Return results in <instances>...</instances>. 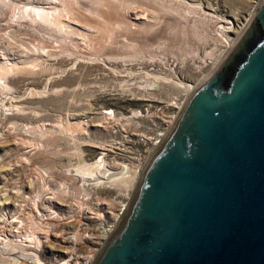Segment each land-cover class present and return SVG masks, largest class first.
I'll use <instances>...</instances> for the list:
<instances>
[{"label":"water","instance_id":"obj_1","mask_svg":"<svg viewBox=\"0 0 264 264\" xmlns=\"http://www.w3.org/2000/svg\"><path fill=\"white\" fill-rule=\"evenodd\" d=\"M93 264H264V0L184 100Z\"/></svg>","mask_w":264,"mask_h":264},{"label":"rangeland","instance_id":"obj_2","mask_svg":"<svg viewBox=\"0 0 264 264\" xmlns=\"http://www.w3.org/2000/svg\"><path fill=\"white\" fill-rule=\"evenodd\" d=\"M183 1L180 0V4H177L179 6L181 5V7H182L181 10H179V11H181V14L183 12L182 10H184L183 6L187 5V3H190V1H191V3L194 2V4H196L195 7H194L195 9H193L194 12L193 13L192 12L189 13L191 18L196 15L195 12L198 10L197 7H199V6L202 9H206V7L218 6L220 8V9H218L219 12H215V13H217V16H220V18L222 19L223 18L222 15H224L225 18L231 19V21L234 23L233 27L236 28V24L240 25L241 23H243L245 21L246 18L249 17V14H251V11H252L251 9L253 8V6L255 4H257L258 0H199V1L198 0H194V1L193 0H189V1L183 0ZM21 2H23V1L15 0L14 3H16V4L20 3V4H18L20 6L22 4ZM143 2H144V0H143ZM82 4L84 6L87 5V4L85 5L83 2H82ZM131 4L133 6L135 5L133 3H130V5ZM140 7H142V6H140ZM200 7H199V9H200ZM15 8H13V11H11L9 9V11H7L8 13L6 12L5 15H2V17H0V33L3 31L4 34H5V32L8 31V34L6 36L4 34H2V33L0 34L1 35L0 36V42L2 43V48L0 49V52H1L0 56L4 52H7L9 54V56H13V55L17 56L19 54H22L24 52L25 48H26V51L28 50V52L30 51V53H31L37 47V45H36L37 44L36 43L37 40L36 41L34 40L35 38L33 36V31L31 29V27L28 26V24H27V23L30 22V19L29 20L27 19L28 21L25 19L26 17L27 18H29V17L27 15H25V14H22L21 13L22 12L21 9H18L16 6H15ZM147 8H149V7L148 6L142 7V9L144 11ZM209 11L211 12L210 9H209ZM14 12L16 14H18L16 18L20 17V20L18 18V20L16 21L17 25L11 27L12 31L9 32L10 27L8 29L4 25L6 24V21L10 20V18L12 17V14H14ZM233 13L236 14L237 19H234V18L232 19V16H230V15L233 14ZM193 14H194V16H193ZM22 16L25 17V18H23ZM181 17H182V15L180 16V13L178 14L177 18H175V19H172L169 16L166 17V15H163V17L159 20L161 23L159 22L157 24L159 26L154 25L152 27V29L149 30V32H146V36L144 35L145 37H147L145 39L146 43H149L151 41L149 43L148 50L149 51L152 50L151 53H153V54H151L149 52L150 54H147L148 52H146L147 56L145 55L144 57H146L147 59L145 58L144 60L148 61L149 58H151L150 62H153V63L157 64L158 62H163L166 59L165 61L168 62V63L166 64V62L164 61L162 63V65H161L162 67L161 66L160 67L152 66L153 67L152 68L150 66V67H147L148 68L147 69V68H144L143 64L140 65L138 63L137 65H135L136 67H134L136 70L134 68L127 70V71H130L131 73L129 75H127V76H124V77L123 76H119V75L120 74H124L126 72L119 73V74H116V75H113L112 73L107 75V74H104L105 73L104 71L98 72L99 70L98 71L97 70H95V71L93 70L90 73V75H89V72H86L85 74L86 75L88 74L87 77L92 75L91 77H93V78H92V82H91V80L89 82V77L87 78V80L82 81V83H84V82H89L90 83V85H89V83L85 84V87L91 86L92 84L94 85V83H95V85L98 84L97 86L94 85L95 87L93 89L91 88L92 89L91 90L92 91L91 96H90V93H91L90 90L87 89L86 90L87 94L86 93L85 94H81V95L80 94H75V96L73 94L71 96V98L69 97L70 100L59 98L60 101H58V99H56L55 97H53V100L50 97L49 98H46V97H44V98L39 97L38 98V97H36V98L33 99L35 102L24 104L27 107L25 106L23 108L24 110L23 109L22 110L24 112H26L25 110H27L26 113L30 112V113L35 114L34 115L35 117L37 115L39 120H37L38 118L35 119V117H33V119H30V120L26 119V118H21V119H17L16 118V119H8V120L6 119L5 120L4 118L0 117V127H1L0 131H3L4 129H6L9 124L12 125L13 122H14L13 125H15L14 127H17L18 125H25V124H26V126H28L30 124L27 129H30V130L33 129V130H31L32 133L29 132L27 135L18 133L19 131L15 129V132L18 131L17 133L12 131L9 134H5L6 137L4 135H2L3 142H0L1 143L0 147L2 145L3 146H7L8 148H11V152H12V154H11L12 156L10 155L8 157V159L12 161V162L10 161L12 163V165L9 167V169L1 170L4 167H2L1 164H0V174H1L0 175V184L4 186L2 189H6L7 190V191L2 190V192H5L4 194H2L0 192V202H2V204H1L2 206L0 205V208H4L3 212H5V213H6V211L7 212L8 211H12V209H13L15 215H18V216L20 215L19 216L20 219L18 218L20 220V223L18 224L19 230L17 229L18 230L17 238L23 239L25 235H26L25 238H27V239L32 237V236H30V234H27V233H31V235H32V232H34L33 229H35V228L38 231L40 230L39 231L40 232L39 235H41V236H45L46 234L51 235V228H50L51 225L50 224L39 223L38 219L35 218L36 214L33 211H30V209H32L31 207L33 205L32 202L25 201L24 198H25L26 195L31 196L30 198H32V199L36 198L35 195H37V194L35 192L38 189V186H39V188H41V186L43 188L46 186V187H49V189H47L45 191L46 195H44V198L46 197V199H49L47 197L52 198V191L56 190V188L58 189V187H61V185H63L64 188L62 186L61 190H62V188H63V190H65V188H67V190H68V194L66 193L64 195V199H63V195H61V196L54 195L56 198H58V197L59 198L61 197V198L60 199L59 198L58 199L54 198L55 200H52V201H45L44 199H42L39 202V205H38L39 213H46L47 215H50L51 218L53 216V218H52L53 220L51 219L52 223H55V222L58 223L59 222L58 224H60V225H59L58 229L55 231V233L57 231L61 230L67 237H70L75 232H73L74 228H70V225L72 223L69 224V221L70 222L71 221H75V222H77V223H75L77 225L76 227L79 229V231L81 233H83V234L84 233L85 234H92L93 235V239L95 240V243L91 244V245H88V247H86V246L84 247L83 245H79L80 243L79 244L78 243L77 244L76 243L75 244H71V247H69V253L67 255H65V256L61 255V252L57 248L58 247L57 245H53L52 243L51 244L49 243L51 245V247H49V246H43L42 247L41 253L39 255V258L41 260V264H50V262H53V263H60L61 262L62 264L63 263L64 264H73V263H70V261L76 260V256L77 255L81 256L79 258V264H86L85 263L86 262V259H85L86 255H90V253H92L93 255L95 254L93 256V258H92L93 259L92 262H90L89 264L93 263L94 259L99 255V253L101 252L102 247L105 245V243L107 242L108 238L110 237V235H108L106 232H104L105 227L107 228L111 223H114L116 221V215H118V213L123 208V202L124 201H121L122 199L119 198L120 196L118 195L117 190L118 189H122V188H124V189H126V188L128 189L129 188L130 191H131V188H133L134 183H135V181H134L135 180V176L133 174H134V172L138 173L139 170H141V169H138V166L133 164L134 166L133 165L129 166L127 172H125L124 175H122L121 177L117 178L118 180H114L115 183H111V185H112L111 187L109 185L106 188V186L104 185L106 183H104V184L103 183L102 184H96L94 186L92 185L93 183H95L94 181H97L98 177H99V180H101V179L102 180H107V179L102 178V174L103 175L105 174V177L108 176L107 175L108 171L104 170L106 167L107 168L110 167V169H109L110 171H121V169H123L124 166L122 167L120 165V163H121L120 156L124 155V154H127V150H129V147H130L128 143L123 142L122 140H119L118 137H115L114 136L115 133H113V132L110 133V131L107 130V128H104L103 126H100L101 123L103 122L101 120L103 118V115L105 114L104 112L105 111H109V110H113L112 112L116 116H120V114L127 115V114L130 113L131 110H135V109H137V108H139V107H141L144 104L149 103V102H156V101L169 102V101L176 100L177 98H179L180 95H179V93H175V91H174L175 90V86L173 84H171L172 82L169 81V80L171 79V80H175L176 81V80L180 79V80H182L184 82L193 84L194 83V79H197L198 76L197 75L193 76L194 74H196V73H193L192 75H190V78H188L187 75L190 73V71H188V67L191 64L193 65L194 63H195L194 64L195 66H197V64H198V68L199 69L197 70V72L198 71L200 72L201 70H204L206 68V65L201 63L204 60V56H205L204 55L205 53H204L202 47L205 44H207V45L204 46V47H206V49H205L206 51H209L210 48L213 47L212 44H210L209 47H208V44L211 42V40L215 41V37H216V34L218 33V29H216L215 26H211V27L209 26V28H210L209 31L205 30L202 27L203 25L202 26L198 25L200 22L199 23L196 22L195 25L197 24L198 26L196 25L194 28H192V26H194V25H191V27H190L189 24L187 26H184V25L182 26V24L185 21H184L183 17L182 18ZM180 21H182V22L180 23ZM19 22H20V24H19ZM23 24H24V26H23ZM2 26H4V27L2 28ZM171 26H173V28H171ZM175 26L176 27L179 26L178 29ZM181 26L183 28H180ZM169 27H170V29H169ZM189 27H190V29H189ZM191 28H192V30H191ZM200 28H202V30H200ZM5 29H8V30H5ZM179 29H180L181 32L179 31ZM203 29L207 33L205 31H203ZM170 30H174L173 31L174 33L172 31H170ZM182 30H183V32L185 31L186 33L185 32L183 33ZM190 30L192 32H190V34H189ZM150 31H151V33H150ZM168 31H170L171 33L168 32ZM176 31H177V33H176ZM215 31H216V34H215ZM11 32H12V34H11ZM178 32H180L179 35H178ZM175 33H176L177 36L175 35ZM181 33H182V35L185 34L183 36L184 38L187 36L186 37L187 41L182 37ZM211 33H213V35H211ZM229 34H231V33H229ZM12 35L14 36V38L11 37ZM196 35H198V36H196ZM159 36L161 37L160 38L161 41L159 40ZM204 36H206V37H204ZM4 38H6V39H4ZM8 38H9V40H8ZM197 38H199V39L196 40ZM11 39H14V40H11ZM38 39H39V37H38ZM205 39L207 41H205ZM15 40H17V41H15ZM169 40L171 42H169ZM192 40H194V41H192ZM18 41H20V43ZM121 42L118 43V45L120 44L119 46H121V44H122ZM159 42H161V44ZM21 43H23V44H21ZM156 43H158V45ZM25 45L29 46V49H27V47H25ZM113 46H115V45H105L102 48H104L103 50H105V52H108L110 48H113ZM160 46H161V48L163 50L160 48ZM184 46H186L187 48L185 49ZM158 47L162 51L156 49ZM189 47L192 49L193 53L191 52V49ZM22 50H23V52H22ZM188 51H190V52H188ZM176 52H177V54H176ZM180 52L181 53L183 52L185 55L183 53L181 54ZM165 54H167V55H165ZM173 54H175V55L173 56ZM154 56H155V58H154ZM182 56H185V58L187 56H189L190 58L188 59V57H187L186 59H184V58H182ZM171 58H172V60H171ZM180 59H181V61H184V63L182 65L180 64V62H181ZM185 60H187L189 62H186ZM164 63H165V65H164ZM189 63H191V64L188 65ZM41 64H42V62H41ZM184 64H186V65H184ZM42 66H44V65L42 64ZM140 66H141V68H140ZM164 66H165V68H164ZM44 67L46 69H48L49 66L45 65ZM171 68H172V70H171ZM150 69L151 70L153 69L152 73H154V74L157 73L158 75L164 77V80L161 79L162 81L160 80V82H159V80H157L158 82H155L156 84L153 83V84H155L154 85L155 87L151 86L153 84H152V82H149V81L152 80V78L151 77L148 78L149 74H146L147 71H148V73L151 72ZM155 69L156 70L160 69V70L157 72ZM164 69H166V70H164ZM173 69H174L175 72L173 71ZM163 70H164V73H163ZM137 71L139 73H136ZM177 71H179V72H177ZM180 71H182V72H180ZM186 71H188L189 73L187 74ZM152 73H150V74H152ZM172 73H174L176 75H174V74L172 75ZM135 74H137V75H135ZM138 74H141L142 76L138 75ZM144 75H146V76H144ZM165 75L167 77H169V79ZM132 76H133V78H131ZM192 76H193V78H192ZM91 77H90V79H91ZM94 77L96 78L95 80H97L96 82H93V81H95ZM146 77H147V79H146ZM125 80L128 81V83ZM133 81H134V83H132ZM122 82L125 84V86H128V85L129 86L125 89V86H124V84ZM135 82L137 84H135ZM146 82H147V87L144 88V86L146 85ZM164 82H167V83H165L164 86H163ZM131 83L133 84V86H132ZM139 83H140L141 86L144 84L143 85L144 90L146 89L147 92L153 91L154 93H152V94L150 93V95L147 94V93L143 94V95H140V94H136V93L134 94V92H132V91H130L128 93L127 91L123 90L124 91L123 92L120 89L121 87L124 88L125 90H127L129 87H130L129 89H133L134 86L138 85ZM42 84L40 85V87H36L35 89H37V88H38V90H39V88L42 89V86H43ZM121 84H123V85H121ZM148 84H150L149 86L151 88L153 87L152 90L150 89ZM157 84H158L159 87L156 86ZM140 85L135 86V88L139 87V89H141L142 87L140 88ZM29 86L28 85H18V86L15 85L13 87H14L15 93L17 92V90L20 93H21V91H25L26 90V92H24V93H28V90H31V89H29ZM119 86H121V87H119ZM16 87H17V90H16ZM22 87H24V88H22ZM96 87H98V88H96ZM131 87H133V88H131ZM21 88H22V90H21ZM154 88H156V89H154ZM93 90H95V91H93ZM159 90H162V92L161 91L159 92ZM167 90H168V92H166ZM120 91H122V92H120ZM156 91H158L159 93L156 92ZM80 96L83 97V98L81 99ZM79 97H80V99H79ZM37 99H39V100L36 101ZM42 99L43 100L45 99V100L42 101ZM39 101H40V103H39ZM179 101H182V99H180ZM36 102L38 104H36ZM44 102H45L46 106L44 105ZM74 102H75V104H74ZM0 103H1V100H0ZM30 104L31 105L33 104L32 105L33 108H31ZM34 104L37 105L38 108L35 109L36 106ZM43 107H45V108H43ZM28 109H30L29 112H28ZM37 109L40 112L39 111L35 112V110H37ZM43 109H45V110L43 111ZM8 111H10V110H8ZM31 111H33V112H31ZM38 112H39L40 116L38 115ZM43 114H45V115H43ZM1 116H3V115H1ZM63 119H64V121H63ZM66 120L69 121V122H67V124L65 122ZM46 122H49V123L51 122V124H52L51 126L46 125V127L49 128V129L43 128L42 125H41L42 123H46ZM70 122H72L73 124L70 123ZM78 122H80L82 124V126H83V127H80L81 128V132H79L80 135L78 134L77 130H75L76 126L74 125V124L79 125L80 123L78 124ZM39 123H40V126H39ZM63 123H65V124H63ZM70 124H71V126L73 125L72 127H75V129L74 128L72 129V127L69 126ZM54 125H55V127H57V125H58V128H55ZM62 126H65L66 131L64 130V127L61 128ZM59 127H60V129H59ZM52 128H53V131H52ZM44 129H46L48 131L44 132L43 131ZM55 129H57V130H55ZM68 129H69V132H68ZM34 131H36V132H34ZM38 131H39V134H42V133H44V134L39 135ZM52 132H53V134H52ZM36 133L38 135H36ZM81 133H83V134H81ZM0 134H1V132H0ZM11 134H13V135H11ZM10 135H11L12 138L10 137ZM111 135H113V136H111ZM29 136L31 137V141L29 140L30 139ZM39 136H41V137H39ZM6 138L8 140H6ZM2 139L0 141H2ZM24 139L26 141L28 140V142L26 143V141ZM16 140H17V142H16ZM13 141H15L17 144L18 143L19 144L17 146H15L16 143H14ZM7 142H8V144H6ZM21 143H24V144L22 145ZM30 146L32 147L31 151L28 154L26 152L23 153L26 150H30V148H31ZM44 146H46V147H44ZM16 147H19V149L17 150ZM37 149H39L40 151H38ZM36 152L38 154H36ZM39 152H41V153H39ZM21 154L25 155V156L22 157ZM0 155H2V152L0 153ZM30 155H32V156H30ZM101 156H103V157L99 158ZM20 157H22V158H20ZM32 158H33V160H32ZM1 159L2 158H0V161H2ZM98 159H102V161L105 162L104 163V166H105L104 169L103 168L101 169L102 174L97 171V173L93 174V175L96 174L95 176L88 174L89 177L87 178V176H85L86 174H83L81 171L78 170L79 167H81L82 165L88 164V163L89 164L93 163L96 160L98 161ZM4 161H6V160H4ZM82 162H84V163H82ZM108 163H110V164L108 165ZM5 167H7V166H5ZM142 169H143V167H142ZM99 174H101V175H99ZM38 175L42 176L40 178L41 180L38 179V178H37V180H35V178ZM1 177L3 179H1ZM67 177L68 178H72V177L75 178L74 179V187L69 183L68 180H66ZM6 178H8V179H6ZM28 178H31L34 182H36L30 188H28ZM3 180H4V182H3ZM6 180H7V182H6ZM15 181L18 182L17 186H16L17 183ZM43 181H44V183L46 185L44 183H41ZM75 181H76V183H75ZM26 182H27V184H26ZM55 182H57V183H55ZM65 182H66V185H65ZM89 182H92V183L90 184ZM49 183H51L52 185L49 184ZM40 184H43V185H40ZM55 184H56V187L54 189L53 186ZM59 184H61V185H59ZM123 184L124 185H128V186L127 187H125V186L123 187ZM11 186L14 187V188H12ZM52 188H53V190H52ZM9 189H10V191H9ZM18 189H20L19 192H17ZM34 190H35V192H34ZM69 190H71V191H69ZM29 191H31L30 194H28ZM11 192H12V194H11ZM20 192H23V193H20ZM121 192H122V190H121ZM21 194H22V196L23 195L24 196L22 197ZM32 194H33V196H32ZM72 194H74L75 196L72 195ZM9 195H11V196H9ZM7 197L9 198V201H12V203L9 202L8 204H6L7 207H5L3 200H8ZM14 198H15L16 201L14 200ZM21 198H22V201H21ZM26 202H27V204H26ZM13 203L14 204L16 203L17 206H16V204L13 205ZM29 203H31V204H29ZM19 205H20V207H19ZM77 205L79 207H77ZM28 206H29V208H28ZM78 208H80V209H78ZM88 208H90V209H88ZM80 210L82 211L81 214H80ZM24 211H25V213H24ZM85 211L87 212V215L85 214ZM30 212H31V214L29 215ZM109 212L112 213V215L115 217L114 219H109L108 218ZM26 213H28V214H26ZM96 213H97V215H96ZM30 216H31V218H30ZM27 219H28V224H27ZM119 219L117 220L116 224L119 222ZM0 220H2V219H0ZM36 221H38L39 227H38V223L36 225ZM32 223L33 224L35 223V225H33ZM3 225H4L5 228H8V229L14 231V228H15V227H13L14 225L8 227L3 222H0V229L3 228ZM28 225H29V227H28ZM33 226H35V228H33ZM12 227H13V229H12ZM30 227H31V229H30ZM53 233L54 232H52V234ZM3 234H5V233H3ZM2 243H3V241L0 239V245H1L0 246V264H38L39 263L36 260V257L33 254H31L30 251L23 252L25 250H22V248L20 246L14 245L11 242L7 243V245H6V242H5V247H4V245H2ZM9 244H11V245H9ZM13 245H14V247H13ZM2 246L4 248H2Z\"/></svg>","mask_w":264,"mask_h":264},{"label":"bare ground","instance_id":"obj_3","mask_svg":"<svg viewBox=\"0 0 264 264\" xmlns=\"http://www.w3.org/2000/svg\"><path fill=\"white\" fill-rule=\"evenodd\" d=\"M23 1L21 2L22 4L19 6L18 4L20 3H14L15 0H0V17H2V15H5L7 11H9V9L11 11H13V8H15V6L18 9H21V13L27 15L29 18H25L26 20L30 19V22L27 23L28 26L31 27L32 31H33V36H34V40H37V47L36 49L33 50V52L30 53V51L28 52V50L26 51V48L23 52L22 50V54H19L17 56H9V54L7 52L2 53V55L0 56V117L4 118L5 120L7 119H21V118H26V119H33V117H35L33 113H30L28 109L29 113H26L27 110H25L26 112H24L23 108L26 106L24 104L26 103H33L35 102L33 99L36 97H41V98H51L53 100V97H55L56 99L59 100V98H63V99H69V97L71 98V96L74 94H85L86 90H90V96L92 94V89L97 86L92 84L91 86H87L85 87V84H88L91 80L92 82V78L91 76L89 77V82H84L82 83V81L87 80V75L85 74L86 72L90 73L94 70H99L100 71H104V74H119V73H123L126 72L124 74H120L119 76H127L129 75L131 72L127 71L129 69H132L134 67H136L135 65H137L138 63L141 65H144V68L147 67H152V66H158L160 67L162 65V63L166 60H164L163 62H158L153 63L150 62L151 58H149L148 61L144 60L146 57H144L146 55V52H148L147 54H150L151 51L148 50V46L149 43H146L145 39L147 37L146 36V32H149V30L152 29V27L154 25H157L160 21V19L163 17V15H166L171 17L172 19L177 18L178 14L180 13V16L182 15L183 19H184V23L182 24V26H187L189 24V26L192 28H194L196 25L195 23H199L198 25L202 26L205 30L209 31V26H215L216 29H218V33L216 34L215 37V41H212L208 44V47L210 44H212V48H210L209 51H206V47H204L207 44H203L204 46L202 47L203 51H204V60L201 62L202 64L206 65V68L204 70H201L200 72L197 70L198 68V64L197 66H195L194 64L192 65L191 63H189L188 65H190L188 67V71H190V73L188 71H186V73L188 74L187 77L190 78V75L194 74L193 76L197 75L198 78L194 79V83L190 84L187 82H184L182 80H169L171 81L174 86H175V93H179V98H175L176 100H185L187 98V96L190 94V92L193 90V88L199 83L201 82V80H203L213 69L214 67L219 63V61L222 59V57L226 54V52L229 50V48L232 46V44L235 42L236 38L239 36V34L244 30V28L246 27V25L248 24L256 5L261 1L258 0L257 4H255L253 6V8L251 9V14H249V17L245 19V21L243 23H241L240 25L236 24V28L233 27L234 23L231 21V19H227L225 18L224 15L223 18L221 19L220 16H217V13L215 12H219L218 9H220L218 6L215 7H206V9H202L200 6L198 10L195 12L196 15L193 16L191 18V16L189 15V13H193L195 9V5L194 2L191 3H187V5L183 6L184 10H182V14H181V5H177L180 4V0H20ZM183 1V0H181ZM189 1V0H187ZM194 1V0H193ZM199 1V0H198ZM82 2L87 6H84L82 4ZM184 2V1H183ZM130 3L135 4L134 6L130 5ZM138 5H137V4ZM144 6H143V5ZM204 5V4H203ZM209 5V4H208ZM146 7L148 6L149 8H147L145 11L142 9V7ZM210 6V5H209ZM16 9V8H15ZM209 9L211 10V12L209 11ZM237 10V9H236ZM17 11V10H16ZM209 11V12H208ZM238 11V10H237ZM18 12V11H17ZM8 13V12H7ZM11 13V12H10ZM236 13V12H235ZM233 13L230 16H232V19H237L236 14ZM21 14V15H22ZM198 14V15H197ZM18 14H16L14 12V14H12V17L10 18V20L6 21V24L4 25L6 28L9 29V32L12 31L11 27L17 25L16 21L20 20V17L16 18ZM20 15V14H19ZM24 15V16H25ZM4 17V16H3ZM21 17V18H22ZM165 17V16H164ZM181 17V18H182ZM180 18V17H179ZM22 20V19H21ZM27 20V21H28ZM164 20V19H163ZM172 21V20H171ZM178 21V20H177ZM25 22V21H24ZM23 22V23H24ZM179 22V21H178ZM182 21H180L181 23ZM190 22V23H189ZM222 22V23H221ZM18 23V22H17ZM161 23V22H160ZM20 24V22H19ZM197 25V26H198ZM2 26V28L4 27ZM24 26V24H23ZM180 28H183V27ZM29 27V28H30ZM176 27V26H175ZM179 26H177L176 28L178 29ZM189 27V29H190ZM27 28V27H26ZM171 28H173V26H171ZM191 28V30H192ZM5 29V30H8ZM156 29V28H155ZM170 29V27H169ZM203 29V31H205ZM18 30V29H17ZM30 30V29H29ZM175 30V29H174ZM174 30H170V31H174ZM189 31L190 32L192 31ZM200 30H202V28H200ZM31 31V32H32ZM168 31V32H170ZM180 31V29H179ZM202 31V32H203ZM181 32V31H180ZM178 32V35L179 33ZM183 32V30H182ZM185 32V31H184ZM183 32V33H184ZM206 32V31H205ZM2 34H4V32H1ZM0 33V34H1ZM14 33V32H13ZM17 33V32H16ZM15 33V34H16ZM151 33V31H150ZM171 33V32H170ZM174 33V32H173ZM177 33V31H176ZM175 33V35H176ZM186 33V32H185ZM207 33V32H206ZM210 33V32H209ZM231 33V34H229ZM8 34V31L5 32V36ZM12 34V32H11ZM19 34V33H18ZM161 34V33H160ZM166 34V33H165ZM168 34V33H167ZM3 35V36H4ZM145 35V36H144ZM182 35V33H181ZM185 35V34H184ZM182 35V37L184 36ZM211 35H213V33H211ZM233 35V36H232ZM1 36V35H0ZM164 36V35H163ZM177 36V35H176ZM193 36V35H192ZM198 36V35H196ZM11 37L14 38V36L12 35ZM10 37V38H11ZM16 37V36H15ZM39 37V39H38ZM175 37V36H174ZM187 37V36H186ZM186 37L184 38L186 41ZM190 37V36H189ZM202 37V36H201ZM206 37V36H204ZM203 37V38H204ZM3 38V37H2ZM1 38V39H2ZM7 38V37H6ZM4 38V39H6ZM161 37L159 36V40ZM166 38V37H165ZM164 38V39H165ZM176 38V37H175ZM182 38V39H183ZM193 38V37H192ZM209 38V37H208ZM207 38V39H208ZM19 39V38H18ZM21 39V38H20ZM110 39V40H109ZM163 39V40H164ZM167 39V38H166ZM165 39V40H166ZM199 38H197L196 40H198ZM9 40V38H8ZM14 40V39H11ZM162 40V41H163ZM195 40V39H194ZM192 40V41H194ZM201 40V39H200ZM209 40V39H208ZM2 41V40H1ZM17 41V40H15ZM25 41V40H24ZM122 41V42H121ZM205 41H207L205 39ZM210 41V40H209ZM13 42V41H12ZM20 43V41H18ZM22 42V41H21ZM27 42V41H26ZM121 42V46L118 45V43ZM166 42V41H165ZM168 42V41H167ZM169 42H171L169 40ZM177 42V41H176ZM184 42V41H183ZM4 43V42H3ZM17 43V42H16ZM18 43V44H19ZM161 44V42H159ZM195 43V42H194ZM23 44V43H21ZM34 44V43H33ZM152 44V43H151ZM158 45V43H156ZM155 44V45H156ZM168 44V43H167ZM20 45V44H19ZM105 45H115L113 46V48H110L108 52H105V50H103ZM153 45V44H152ZM156 45V46H157ZM181 45V44H180ZM17 46V45H16ZM93 46V47H92ZM165 46V45H164ZM22 47V46H21ZM24 47V46H23ZM27 49H29V46H26ZM163 47V46H162ZM173 47V46H172ZM185 49L187 48L186 46H184ZM192 47V46H191ZM2 48V43L0 42V49ZM20 48V47H19ZM152 48V47H151ZM150 48V49H151ZM155 48V47H154ZM161 48V46H160ZM166 48V47H165ZM168 48V47H167ZM190 48V47H189ZM24 49V48H23ZM158 50H161L158 48H156ZM191 49V48H190ZM107 50V49H106ZM155 50V49H154ZM163 50V49H162ZM161 50V51H162ZM166 50V49H165ZM2 51V50H1ZM20 51V50H19ZM32 51V50H31ZM167 51V50H166ZM170 51V50H169ZM180 51V50H179ZM150 52V53H149ZM158 52V51H157ZM184 52V51H183ZM182 52V53H183ZM190 52V51H188ZM191 52L193 53L192 49ZM196 52V51H195ZM1 53V52H0ZM21 53V52H20ZM155 53V52H154ZM174 53V52H173ZM181 53V52H180ZM181 53V54H182ZM153 54V53H151ZM156 54V53H155ZM164 54V53H163ZM177 54V52H176ZM180 54V55H181ZM184 54V53H183ZM188 54V53H187ZM186 54V55H187ZM196 54V53H195ZM167 55V54H165ZM175 54H173L174 56ZM185 55V54H184ZM147 56V55H146ZM149 56V55H148ZM164 56V55H163ZM169 56V55H168ZM190 56V55H189ZM189 56L188 59L190 58ZM167 57V56H166ZM171 57V56H170ZM186 57V58H187ZM194 57V56H193ZM198 57V56H197ZM155 58V56H154ZM165 58V57H164ZM175 58V57H174ZM180 58V57H179ZM178 58V59H179ZM182 58L186 59L185 56H182ZM147 59V58H146ZM168 59V58H167ZM157 60V59H156ZM172 60V58H171ZM162 61V60H161ZM169 61V60H168ZM181 61V59H180ZM186 62H189L187 60H185ZM45 66H49L48 69H46L44 66H42V64ZM155 62V61H154ZM166 62V61H165ZM175 62V61H174ZM178 62V61H177ZM153 63V64H152ZM168 62H166L167 64ZM172 63V62H171ZM176 63V62H175ZM184 63V61H181L180 64L182 65ZM179 64V65H180ZM165 65V63H164ZM186 65V64H184ZM167 66V65H166ZM174 66V65H173ZM203 66V65H202ZM162 67V66H161ZM181 67V66H180ZM141 68V66H140ZM153 68V67H152ZM165 68V66H164ZM135 69V68H134ZM148 69V68H147ZM186 69V68H185ZM136 70V69H135ZM138 70V69H137ZM143 70V69H142ZM141 70V71H142ZM151 70V69H150ZM153 70V69H152ZM152 70L150 73H152ZM156 70V69H155ZM154 70V71H155ZM160 69L156 70L157 72ZM166 70V69H164ZM163 70V73H164ZM170 70V69H169ZM168 70V71H169ZM172 70V68H171ZM179 70V69H178ZM174 71V69H173ZM196 71V72H195ZM134 72V71H133ZM167 72V71H166ZM165 72V73H166ZM175 72V71H174ZM179 72V71H177ZM182 72V71H180ZM192 72V73H191ZM94 73V72H93ZM92 73V74H93ZM96 73V72H95ZM136 73H139L138 71ZM148 73V71L146 72V74H149L148 78H152V80H148L149 82L155 83L158 82L157 80H164V77L158 75L156 72V74L152 73L150 74ZM160 73V72H159ZM170 73V72H169ZM174 73H172L173 75ZM96 75V74H95ZM102 75V74H101ZM137 75V74H135ZM141 75V74H138ZM168 75V74H167ZM176 75V74H174ZM181 75V74H180ZM184 75V74H183ZM200 75V76H199ZM118 76V77H119ZM142 76V75H141ZM146 76V75H144ZM166 76V75H165ZM192 76V78H193ZM91 77V79H90ZM146 77V79H147ZM167 77V76H166ZM175 77V76H174ZM98 78V77H97ZM133 78V76L131 77ZM130 78V79H131ZM169 79V77H167ZM166 78V79H167ZM96 78L94 77V80ZM122 79V78H121ZM167 79V80H168ZM177 79V78H176ZM99 80V79H98ZM104 80V79H103ZM140 80V79H139ZM144 80V79H143ZM161 80V81H162ZM166 80V81H167ZM97 80L93 81L96 82ZM126 81V80H125ZM135 81V80H134ZM134 81L132 83H134ZM142 81V80H141ZM101 82V81H100ZM99 82V83H100ZM124 82V81H123ZM122 82V83H123ZM128 83V81H126ZM140 82V81H139ZM43 83V84H42ZM125 83V82H124ZM123 83V84H124ZM131 83V84H132ZM167 82L163 83L164 84ZM170 83V82H169ZM42 86V89L38 88L35 89L36 87H40V85ZM121 84V85H123ZM126 84V83H125ZM124 84V86H125ZM135 84H137L135 82ZM134 84V85H135ZM142 84V83H141ZM156 84V83H155ZM151 85L153 87H155L154 85ZM162 84V83H161ZM160 84V85H161ZM15 85H30L28 90V93H24L25 91H21V93L17 90V92L15 93L14 87ZM90 85V83H89ZM108 85V84H107ZM140 85V83L138 84ZM135 85V86H138ZM144 85V84H143ZM143 85H140V88H143ZM150 84H148L149 86ZM93 86V87H92ZM129 86V85H128ZM125 86V89L128 87ZM133 86V84H132ZM133 89H127L125 90L124 88L121 87L120 89L123 91H127L128 93L130 91L134 92V94H149L150 93H154L153 91H149L147 92V90L144 88L147 87V82L146 85L144 86V88L139 89V87H136ZM158 86V84L156 85ZM21 87V86H20ZM31 87V88H30ZM100 87V86H99ZM113 87V86H112ZM150 87V86H149ZM148 87V88H149ZM152 87V88H153ZM159 87V86H158ZM24 88V87H22ZM21 88V90H22ZM92 88V89H91ZM98 88V87H96ZM95 88V89H96ZM152 88L150 87V89L152 90ZM20 89V88H19ZM109 89V88H108ZM111 89V88H110ZM156 89V88H154ZM158 89V88H157ZM100 90V89H99ZM166 90V89H165ZM169 90V89H168ZM168 90L166 92H168ZM95 91V90H93ZM106 91V90H105ZM120 91V92H122ZM123 91V92H124ZM162 92V90H159V92ZM171 91V90H170ZM158 92V91H156ZM155 92V93H156ZM158 92V93H159ZM89 93V92H88ZM174 93V94H175ZM87 94V93H86ZM133 94V93H132ZM162 94V93H161ZM89 95V94H88ZM159 96V95H158ZM163 96V95H162ZM177 96V95H176ZM81 97V96H80ZM79 97V99H80ZM160 97V96H159ZM45 98V99H46ZM83 97H81L82 99ZM174 98V97H173ZM44 99V100H45ZM73 99V98H72ZM71 99V100H72ZM78 99V100H79ZM39 99H37L36 101H38ZM41 100V99H40ZM42 99V101H44ZM51 100V101H52ZM67 100V101H68ZM76 100V99H75ZM56 101V100H55ZM66 101V100H65ZM77 101V100H76ZM46 102V101H45ZM44 102V105H45ZM40 103V101H39ZM52 103V102H51ZM70 103V102H69ZM68 103V104H69ZM36 104H38L36 102ZM67 104V103H66ZM73 104V103H72ZM75 104V102H74ZM31 105V104H30ZM29 105V106H30ZM33 105V104H32ZM31 105V108H33V106ZM35 105V104H34ZM40 105V104H39ZM90 105V104H89ZM35 109L38 108L37 105H35ZM43 106V105H42ZM46 106V105H45ZM27 107V106H26ZM41 107V106H40ZM75 107V106H74ZM45 108V107H43ZM23 109V110H22ZM26 109V108H25ZM42 109V108H41ZM40 109V110H41ZM49 109V108H48ZM10 110V111H8ZM32 110V109H31ZM45 109H43L44 111ZM39 111L38 109L35 110V112ZM42 111V110H41ZM113 110H109V111H105L104 113H110ZM33 112V111H31ZM40 112V111H39ZM38 112V115H39ZM45 113V112H44ZM48 113V112H47ZM46 114V113H45ZM43 114V115H45ZM3 115V116H1ZM40 116V115H39ZM43 117V116H42ZM67 117V116H66ZM1 118V119H2ZM37 115L35 117V119H37ZM63 118V117H62ZM68 119V118H67ZM25 120V119H24ZM23 120V121H24ZM39 120V118L37 119ZM43 120V119H42ZM10 121V120H9ZM12 121V120H11ZM14 121V120H13ZM16 121V120H15ZM35 121V120H34ZM64 121V119H63ZM103 121L101 123L100 126H103L104 128L109 127V122L104 121V117L102 118ZM100 121V122H101ZM38 122V121H37ZM45 122V121H44ZM61 122V121H60ZM66 124L69 121H65ZM9 123V122H8ZM14 123V122H13ZM8 125V127L6 129H4L3 131H0V138L2 139V135L5 136V134H9L12 131L15 132V129L18 130V133L21 134H25L27 135L29 132L32 133L31 130L33 129H27L29 127L25 125H18L17 127H14L15 125ZM17 123V122H16ZM72 123V122H70ZM80 122H78L79 124ZM60 124V123H59ZM65 124V123H63ZM73 124V123H72ZM2 125V124H1ZM43 128L49 129L46 127V125L51 126V122H46V123H42L41 124ZM76 126L72 127L71 124L69 126L72 127V129L74 128L75 130H77L78 134L80 135L79 132H81V128L83 127L82 124L80 123L79 125L74 124ZM99 125V124H98ZM6 126V125H5ZM32 126V125H31ZM34 126V125H33ZM37 126V125H36ZM40 126V123H39ZM38 126V127H39ZM60 126V125H59ZM66 126V125H65ZM65 126H62L61 128L64 127V130L66 131ZM55 127V125H54ZM1 128V127H0ZM31 128V127H30ZM58 128V125L57 127ZM69 128V127H68ZM3 129V128H2ZM1 129V130H2ZM37 129V128H36ZM44 129L43 131L47 132L48 130ZM60 129V127H59ZM58 129V130H59ZM83 129V128H82ZM35 130V129H34ZM57 130V129H55ZM54 130V131H55ZM63 130V129H62ZM37 131V130H36ZM34 131V132H36ZM53 131V128H52ZM13 132V133H14ZM15 132V133H17ZM51 132V131H50ZM56 132V131H55ZM69 132V129H68ZM73 132V131H72ZM42 133V132H41ZM65 133V132H64ZM108 133V132H107ZM106 133V134H107ZM111 133V132H110ZM39 134V131H38ZM36 133V135H38ZM44 134V133H42ZM39 134V135H42ZM47 134V133H46ZM50 134V133H49ZM53 134V132H52ZM83 134V133H81ZM13 135V134H11ZM10 135V137H11ZM20 135V134H19ZM18 135V136H19ZM32 135V134H31ZM35 135V134H34ZM3 136V137H4ZM21 136V135H20ZM113 136V135H111ZM6 137V136H5ZM8 137V136H7ZM9 137V138H10ZM14 137V136H13ZM17 137V136H16ZM24 137V136H23ZM30 137V136H29ZM41 137V136H39ZM81 137V136H80ZM12 138V137H11ZM85 138V137H84ZM102 138V137H101ZM0 139V140H1ZM14 139V138H13ZM12 139V140H13ZM5 140V139H4ZM6 140H8L6 138ZM15 140V139H14ZM25 140V139H24ZM23 140V141H24ZM31 141V137L29 139ZM20 141V140H19ZM26 141V140H25ZM3 142V139L2 141ZM14 143L16 142L13 141ZM28 142V140L26 141V143ZM5 143V142H4ZM1 144V143H0ZM8 144V142L6 143ZM19 144V143H18ZM17 143L15 144V146L18 145ZM22 145L24 143H21ZM47 144V143H46ZM35 145V144H34ZM31 147V146H30ZM46 147V146H44ZM21 148V147H20ZM29 148V147H28ZM49 148V147H48ZM13 149V148H12ZM16 149L18 150L19 147H16ZM32 147L30 148V150H26L23 153H29L31 151ZM41 149V148H40ZM23 150V149H22ZM35 150V149H34ZM38 151H40L39 149H37ZM46 150V149H45ZM2 152V155H0V158H2L0 161V164L2 167H4L1 170H7L9 169V167L12 165V161L8 159V157L12 154L11 152V148H8L7 146H1L0 147V153ZM15 152V151H14ZM33 152V151H32ZM19 153V152H18ZM21 153V152H20ZM22 153V154H23ZM41 153V152H39ZM21 156H25L22 155ZM31 154V153H30ZM36 154H38L36 152ZM12 156V155H11ZM15 156V155H14ZM17 156V155H16ZM32 156V155H30ZM20 157V158H22ZM103 156L99 157L102 158ZM30 158V157H29ZM31 159V158H30ZM6 160V161H4ZM27 160V159H26ZM33 160V158H32ZM11 161V162H10ZM28 161V160H27ZM22 163V162H21ZM84 163V162H82ZM104 163L102 161V159H98V161L96 160L93 163H88V164H84L81 167H79V171H81L83 174H86L85 176H87V178L89 177L88 174L93 175L94 173H97V171L99 173L102 174L101 169H104ZM23 164V163H22ZM110 163H108L109 165ZM118 165V164H117ZM7 166V167H5ZM1 167V168H2ZM17 167V166H16ZM76 167V166H75ZM34 168V167H33ZM112 168V167H111ZM115 168V167H114ZM119 168V167H118ZM109 168H105L104 170L108 171V176L105 177V174H102V178L107 179V180H99V177L97 178V181H94L95 183H93L92 185H96V184H104L107 188V186L110 185V187L112 186L111 183H115L114 180H118L117 178L121 177L122 175L125 174V172H127L128 168L126 166H124L123 169H121V171H110ZM113 170V169H112ZM142 168L141 170H139L138 173L134 172V176H135V183L133 188L130 189L126 188H122V189H118L117 193L120 196L119 198L122 199L121 201L123 202V208L122 210L118 213V215H116V221L114 223H111L107 228L105 227L104 232H106L108 235L111 236L113 230L116 227V222L119 218L122 217V213L125 212L130 199L133 195V192L135 190V187L138 183V180L140 178L141 172H142ZM11 171V170H10ZM138 171V170H137ZM4 172V171H3ZM36 172V171H35ZM129 172V171H128ZM2 173V172H1ZM11 173V172H10ZM107 173V172H106ZM9 174V173H8ZM42 174V173H41ZM79 174V173H78ZM99 174V175H101ZM1 175V174H0ZM4 175V174H3ZM37 175V174H36ZM96 175V174H95ZM93 175V176H95ZM6 176V175H5ZM12 176V175H11ZM42 176L38 175L35 180L40 179ZM124 177V176H123ZM126 177V176H125ZM92 178V177H91ZM94 178V177H93ZM1 179H3L1 177ZM8 179V178H6ZM45 179V178H44ZM74 179L75 178H66V180L69 181V183L74 187ZM41 180V179H40ZM39 180V181H40ZM65 180V181H66ZM14 181V180H13ZM50 181V180H49ZM114 181V182H113ZM4 182V180H3ZM7 182V180H6ZM16 182V181H15ZM14 182V183H15ZM122 182V181H121ZM10 183V182H9ZM17 183V184H16ZM16 186L18 185V182H16ZM22 183V182H21ZM36 182H34L31 178H28V188L32 187V185H34ZM40 183V182H39ZM41 183H44L41 182ZM48 183V182H47ZM57 183V182H55ZM61 183V182H60ZM68 183V184H69ZM76 183V181H75ZM90 184L92 182H89ZM125 183V182H124ZM20 184V183H19ZM27 184V182H26ZM45 184V183H44ZM51 184V183H49ZM10 185V184H9ZM13 185V184H12ZM38 185V184H37ZM43 185V184H40ZM46 185V184H45ZM44 185V186H45ZM48 185V184H47ZM52 185V184H51ZM50 185V186H51ZM58 185V184H57ZM61 185V184H59ZM66 185V182H65ZM91 185V186H92ZM103 185V186H104ZM115 185V184H114ZM8 186V185H7ZM6 186V187H7ZM15 186V185H14ZM25 186V185H24ZM23 186V187H24ZM63 185H61L62 187ZM127 187L128 185H124L123 187ZM4 186L0 184V192L2 194H4L5 192H2V190L7 191L6 189H2ZM9 187V186H8ZM7 187V188H8ZM12 187V186H11ZM21 187V186H20ZM22 187V188H23ZM54 189L56 187V184L53 186ZM61 187H58V189L56 188V190H53L52 188V198L47 197L49 199H46V197L44 198V195H46L45 191L47 189H49V187H42L38 189L34 190V192L37 194L35 195L36 198H30L31 196L26 195L25 196V201H30L32 202V209H30V211H33L36 214V217L39 221V223H44V224H50L51 225V235L46 234L45 236H41L39 235V231L36 230L35 226H33L34 232L31 233H27L30 234V238H24L23 239H19L17 238L18 236V230H19V226L18 224L20 223V218L18 215L14 214V211L12 209V211H4V208H0V222H3L4 224H6L8 227L14 225V231L10 230L8 228H5L3 225V228L0 229V239L3 241L2 245H4L5 247V242L6 245L7 243H12L14 245L20 246L22 248V250H25L23 252L26 251H30L31 254H33L36 257V260L41 264V260L39 258V255L41 253L42 247L43 246H49L51 247V243L53 245H57L59 251L61 252V255H67L69 253V247H71V244H79V245H83L84 247H88V245L94 244L95 240L93 239V235L92 234H83L79 231V229L76 227L77 225L75 223V221H69L70 228H74L75 232L73 235H71L70 237H67L61 230L57 231L55 233V231L58 229L59 225L57 222L52 223V218L50 215H47L46 213H39V202L44 199L45 201H52L55 200L54 198H56L54 195H63V199H64V195L67 193L68 194V190L67 188H65V190H61ZM132 187V186H131ZM14 188V187H12ZM19 188V187H18ZM71 188V187H70ZM109 188V187H108ZM113 188V187H112ZM21 189V188H20ZM17 192H19V190ZM25 189V188H24ZM33 189V188H32ZM35 189V188H34ZM73 189V188H72ZM74 190V189H73ZM76 190V189H75ZM122 190V192H121ZM10 191V189H9ZM71 191V190H69ZM31 191H29L28 194H30ZM73 192V191H72ZM10 193V192H9ZM23 193V192H20ZM19 193V194H20ZM49 193V192H48ZM1 194V195H2ZM12 194V192H11ZM18 194V195H19ZM74 195V194H72ZM3 196V195H2ZM11 196V195H9ZM14 196V195H13ZM22 196V194H21ZM24 196V195H23ZM22 196V197H23ZM33 196V194H32ZM75 196V195H74ZM66 197V196H65ZM8 198V197H7ZM11 198V197H10ZM30 198V199H29ZM59 198V197H58ZM56 198V199H58ZM61 198V197H60ZM59 198V199H60ZM3 199V198H2ZM13 199V198H12ZM15 200V198H14ZM16 201V200H15ZM22 201V198H21ZM24 201V200H23ZM24 201V202H25ZM5 207L6 204H8L9 202L12 203V201L8 200H3ZM17 203V202H16ZM15 203V204H16ZM2 204V202H0V205ZM13 203V205H15ZM20 204V203H19ZM27 204V202H26ZM31 204V203H29ZM82 205V204H81ZM80 205V206H81ZM2 206V205H1ZM17 206V204H16ZM49 206V205H48ZM20 207V205H19ZM22 207V206H21ZM27 207V206H26ZM77 207H79L77 205ZM29 208V206H28ZM83 208V207H82ZM87 208V207H86ZM27 209V208H26ZM80 209V208H78ZM90 209V208H88ZM17 210V209H16ZM29 211V210H28ZM20 212V211H19ZM18 212V213H19ZM22 213V212H21ZM25 213V211H24ZM82 213V211L80 210V214ZM84 213V212H83ZM28 214V213H26ZM31 214V212L29 213V215ZM50 214V213H49ZM85 214L87 215V212L85 211ZM122 214V215H121ZM97 215V213H96ZM19 218V219H18ZM25 218V217H24ZM27 218V217H26ZM31 218V216H30ZM108 218L109 219H114L115 217L112 215V213L109 212L108 214ZM36 219V220H37ZM52 219V220H51ZM55 219V218H54ZM32 220V219H31ZM56 220V219H55ZM120 220V219H119ZM38 221H36V225L38 223ZM25 222V221H24ZM31 222V221H30ZM33 222V221H32ZM39 223H38V227H39ZM27 224H28V219H27ZM31 224V223H30ZM33 224V223H32ZM35 225V223L33 224ZM62 225V224H61ZM12 227V229H13ZM29 227V225H28ZM27 227V228H28ZM32 227V226H31ZM30 227V229H31ZM37 227V228H38ZM7 229V230H6ZM18 229V230H17ZM39 229V228H38ZM21 230V229H20ZM52 232H54L52 234ZM5 233V234H3ZM20 233V232H19ZM34 233V234H33ZM20 237V236H19ZM109 239V238H108ZM50 243V244H49ZM11 245V244H9ZM8 245V246H9ZM13 245V247H14ZM52 245V246H53ZM1 246V245H0ZM2 246V248H4ZM18 248V247H17ZM9 249V248H8ZM7 249V250H8ZM2 251V250H1ZM4 252V251H3ZM6 252V251H5ZM90 252V251H89ZM27 255V254H26ZM95 255V254H94ZM92 253H90V255H86V264H89L90 262H92V258L94 256ZM34 257V258H35ZM81 256L77 255L76 256V260H72L70 261V263L73 264H79V258ZM97 258V257H96ZM95 258V259H96ZM94 259V261H95ZM93 261V262H94ZM38 263V264H39ZM50 264H62L60 263H53L50 262ZM64 264V263H63ZM93 264V263H92Z\"/></svg>","mask_w":264,"mask_h":264},{"label":"built area","instance_id":"obj_4","mask_svg":"<svg viewBox=\"0 0 264 264\" xmlns=\"http://www.w3.org/2000/svg\"><path fill=\"white\" fill-rule=\"evenodd\" d=\"M183 102L184 100L149 102L131 110L127 115L116 116L113 112L103 115L104 121L109 122L108 130L130 146L127 154L120 156L122 167L128 168L133 164L138 169L144 167Z\"/></svg>","mask_w":264,"mask_h":264}]
</instances>
